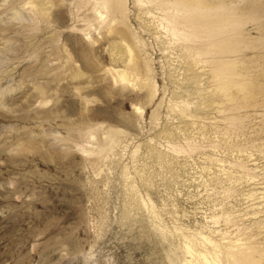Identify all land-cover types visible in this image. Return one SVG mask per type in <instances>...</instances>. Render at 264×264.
Returning <instances> with one entry per match:
<instances>
[{"label":"rangeland","instance_id":"obj_1","mask_svg":"<svg viewBox=\"0 0 264 264\" xmlns=\"http://www.w3.org/2000/svg\"><path fill=\"white\" fill-rule=\"evenodd\" d=\"M110 1L0 0V264L264 252V0Z\"/></svg>","mask_w":264,"mask_h":264},{"label":"bare ground","instance_id":"obj_2","mask_svg":"<svg viewBox=\"0 0 264 264\" xmlns=\"http://www.w3.org/2000/svg\"><path fill=\"white\" fill-rule=\"evenodd\" d=\"M191 2V1H190ZM37 3H35V5H36ZM188 4V3H187ZM33 5V4H32ZM112 3H111V1L110 0H103V7L104 8H109V7H111L112 8ZM189 6V5H188ZM192 6V5H191ZM102 7V8H103ZM192 9V8H191ZM111 10V9H110ZM188 10V9H187ZM97 11V10H96ZM189 11V10H188ZM110 12V11H109ZM174 12V11H173ZM191 12H193V11H189V15L191 14ZM95 13V12H94ZM109 14V13H108ZM184 14H186V13H184ZM192 16V15H191ZM105 17H106V15H105ZM188 17V16H187ZM230 17V16H229ZM189 20V19H188ZM188 22V21H187ZM186 25V24H185ZM198 27H200V26H205V25H201L200 23H198V25H197ZM209 31V30H208ZM219 31V30H218ZM173 32V31H172ZM124 37V36H123ZM132 40V39H131ZM122 44V43H121ZM118 46V45H117ZM123 47H124V45H123ZM122 48V47H121ZM114 49H115V47H114ZM121 52H125L126 54H127V56H128V61H129V63H131L132 64V66L131 67H126V68H123V69H120L119 68V70H117V68H116V70H114V79L113 80H115V81H120V82H128V81H130V76H129V72L130 71H132V70H135V65H133V63H134V59H135V55H134V52H133V49H132V47H130L129 45H126L123 49H119V53H121ZM123 55V54H122ZM127 58V57H126ZM126 60V59H125ZM115 69V68H114ZM133 74V73H132ZM137 76V75H136ZM232 78V77H231ZM133 79V78H132ZM134 81V80H133ZM132 81V82H133ZM245 81V80H244ZM252 84V83H251ZM250 84V85H251ZM229 85H230V83H227L225 86H227V87H229ZM237 85V87H240V89L239 90H241V91H244V88H243V86L245 87V85H241V84H234V86H236ZM227 87L225 88V89H227ZM250 87V86H249ZM252 87V86H251ZM246 90V89H245ZM248 90H249V88H248ZM250 91V90H249ZM245 92V91H244ZM246 93H248V91L246 92ZM136 110V109H135ZM126 122V121H125ZM112 133V132H111ZM117 133V132H116ZM114 134V133H113ZM115 135V134H114ZM105 136V135H104ZM115 137V136H114ZM111 139V138H110ZM110 146V145H109ZM216 220V219H215ZM203 234V233H202ZM218 234V233H217ZM214 236V235H213ZM221 238V237H220ZM208 240V239H207ZM209 241V240H208ZM237 241V240H236ZM255 241V240H254ZM202 242V241H201ZM204 243V242H203ZM209 243H210V241H209ZM218 243V242H217ZM215 244V243H214ZM184 246V245H183ZM198 246V245H197ZM219 246V245H218ZM202 247V246H201ZM213 248V247H212ZM182 249V248H181ZM187 249H189V248H187ZM190 250V249H189ZM204 250V249H203ZM208 250V249H207ZM213 250H215V249H212V252H213ZM216 250H217V248H216ZM200 251V250H199ZM209 251H211V250H209ZM201 252V251H200ZM218 252V251H217ZM217 252H216V257L218 256V254H217ZM221 252H222V249H221ZM182 253V252H181ZM197 253V252H196ZM256 253H258V254H256ZM199 254V253H198ZM213 254H214V252H213ZM212 254V255H213ZM221 253H219V255H220ZM224 254L226 255V259H227V262H226V264H264V252L262 251V252H258L257 250H255L254 248H251V247H248V246H246V247H244V246H236L234 243H230L228 246H227V248H226V251L224 252ZM184 255V254H183ZM182 255V256H183ZM208 255H209V252H202L201 254H200V259L202 260V261H205L206 262V264H218V262H217V260H213V261H209V259H208ZM223 255V254H222ZM193 256V255H192ZM197 257H198V255H197ZM199 258V257H198ZM208 259V260H207ZM221 259V258H220ZM194 260V259H193ZM187 262V261H186ZM201 262V261H200ZM223 263V262H222ZM186 264H192V263H190V262H188V263H186Z\"/></svg>","mask_w":264,"mask_h":264}]
</instances>
